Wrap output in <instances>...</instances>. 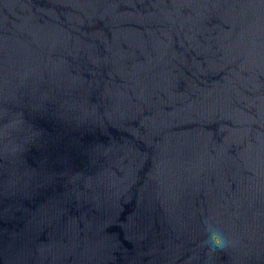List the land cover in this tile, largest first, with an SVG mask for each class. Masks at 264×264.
I'll use <instances>...</instances> for the list:
<instances>
[{
	"label": "water",
	"instance_id": "95a60500",
	"mask_svg": "<svg viewBox=\"0 0 264 264\" xmlns=\"http://www.w3.org/2000/svg\"><path fill=\"white\" fill-rule=\"evenodd\" d=\"M0 264H264V0H0Z\"/></svg>",
	"mask_w": 264,
	"mask_h": 264
}]
</instances>
